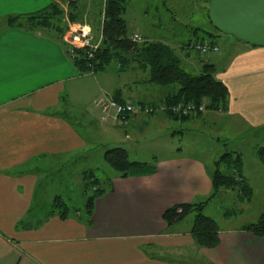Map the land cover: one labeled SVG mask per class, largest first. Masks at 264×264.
<instances>
[{
  "label": "crops",
  "instance_id": "crops-1",
  "mask_svg": "<svg viewBox=\"0 0 264 264\" xmlns=\"http://www.w3.org/2000/svg\"><path fill=\"white\" fill-rule=\"evenodd\" d=\"M65 1L0 0V264H264V239L241 230L251 222L220 227V245L214 249L196 246L191 225L184 226L186 219L168 228L166 210L202 202L212 193L209 168L197 157L160 158L157 172L150 176L113 175L112 191L95 202L91 226L82 211L66 220L52 214L54 198L50 210L42 212L45 180H61L59 169L92 151L91 135L79 127H91L98 136L118 143L112 129L130 139L141 131L135 127L137 121L147 126L173 119L159 113L139 116L126 129L106 126L94 107L100 95L113 96L131 86L122 94L125 100L158 103L166 91L151 85L100 82L123 74L82 75L56 32L6 25L8 16L34 14L52 2L64 6ZM89 3L87 12L92 15L94 0ZM221 44L229 59L224 54L218 60L217 55L211 58L220 67L217 78L229 89L228 111H206L190 121L203 120L218 136L229 139L236 137L239 127L264 130V47L231 36L222 38ZM186 62L196 71L202 65L195 54ZM89 79L97 83L96 91L87 87ZM89 104L97 113L87 109ZM77 111L83 125L73 120ZM92 113L99 126L93 124ZM149 245L156 246L158 253L147 249ZM190 248L195 251L186 255L184 250ZM165 252L186 259H170Z\"/></svg>",
  "mask_w": 264,
  "mask_h": 264
},
{
  "label": "trees",
  "instance_id": "trees-1",
  "mask_svg": "<svg viewBox=\"0 0 264 264\" xmlns=\"http://www.w3.org/2000/svg\"><path fill=\"white\" fill-rule=\"evenodd\" d=\"M128 1L104 0L103 9L100 12L102 21L99 34L96 35L94 32L97 36L96 38L98 40L101 39L99 48L91 59L86 57V51L84 50H78L76 55L71 58L80 74H108L111 72L110 69H114L116 74H123L130 70H138L143 72L146 78L140 84L144 86L145 83L146 87L150 85L157 86L166 91L163 100L158 103H147L143 99L130 98L125 100L122 94L124 91L129 92L131 86L119 89L111 96L113 99L119 103L131 101L135 104L153 107L164 102L168 105L181 104L185 106L193 104L197 107L202 105L205 107L204 112H197L187 116L160 113L170 116L174 120L188 122L193 117H198L206 111H228L230 93L228 87L217 78L220 67L212 60L205 61L203 58L205 56L196 50L198 44L208 42L211 45L218 46L221 50L220 54H224L221 39L225 36L230 37L218 31L211 24L208 14L209 0H198L204 5L202 10L206 12L210 24L209 28L204 26L191 27V35L188 40L180 42L177 47L162 41L143 38L141 35L142 41H135L133 39L134 35L129 33L128 24L125 19ZM69 16L71 21L77 20L72 14ZM6 25L7 27L23 28L29 31L38 28L51 30L56 32L61 39H63L68 29L64 10L55 2H52L46 9L34 14L8 16L6 18ZM191 54L199 57L202 63L199 71L192 69L186 62ZM227 54L226 52L225 57H227ZM218 56L217 54L216 57ZM144 91L147 92L148 90L144 89ZM115 127L119 129L128 128ZM255 154L258 160L264 164V145L259 146ZM103 159L116 171L115 174L123 179L150 176L157 172L158 159L153 158L151 161L146 162L133 161L129 158L127 150L123 147L106 148ZM242 164L243 159L241 154H238L234 158L233 154L226 153L217 160L215 162V170H209L213 186L212 193L202 202L180 204L166 210L163 218L168 228L170 229L177 223L184 221L187 217L192 216L193 219L189 233L196 246L207 249L218 247L220 245V226L216 219L206 213V210L221 190H237L243 199L246 197L250 199V196L253 195V189L243 177ZM81 180H83L82 188L86 195L85 211L82 212L86 217L85 221L87 225L91 226L95 202L100 196L108 191H112L113 179L112 177H107L106 181L103 182L104 185H100V179L96 177L95 171L91 169L83 172ZM91 190L92 193L90 194ZM37 205L38 203H35L33 209L36 210ZM179 209H181V212H178ZM80 212V209L71 207L59 195L55 196L52 201L51 213L56 214L62 220H66ZM241 230L264 239V211L256 221L242 226ZM206 264L210 263L206 262Z\"/></svg>",
  "mask_w": 264,
  "mask_h": 264
},
{
  "label": "rangeland",
  "instance_id": "rangeland-1",
  "mask_svg": "<svg viewBox=\"0 0 264 264\" xmlns=\"http://www.w3.org/2000/svg\"><path fill=\"white\" fill-rule=\"evenodd\" d=\"M89 1L67 0L64 2V6L60 5L64 10L68 29L87 25L96 35L99 34L102 21L100 12L103 9L104 0H94L92 15L87 12L88 6L91 5ZM203 6L202 2L200 3L198 0H175V2L174 0H129L125 19L130 34H139L143 38L162 41L177 47L180 42L188 40L191 35V27L204 26L209 28L210 24L205 10H202ZM70 14L77 20L71 21ZM211 57L205 56L203 58L205 61H209L212 60ZM222 57L223 53L219 55V58ZM227 59H229V54H227ZM110 71L108 74L116 75L114 69H110ZM135 71L123 73L122 77L117 78L115 76L116 79H102L100 82L108 81L114 85L125 83L141 86L140 83L146 79L145 74L138 70ZM103 85L106 84L103 83ZM87 87L92 88L93 91L98 88L97 83L92 79L88 80ZM86 107L89 111L96 109L91 104ZM92 114L93 124L99 126L95 113ZM73 120L83 125L80 112L73 113ZM104 124L107 126L109 123ZM142 124V121H137L135 127H141V131L138 129L135 134L132 133L130 139H126V135L121 130L112 129L119 136L116 138L119 140L118 143L111 142L107 136H98L91 127H79L83 134L91 135L89 139L92 141V151L89 150L90 152L81 154L80 159L71 161L63 170L56 171L60 174L61 180H45L42 212L50 210L51 200L58 195L63 197L71 207L84 212L86 195L82 188L83 180L81 177L83 172L93 169L96 177L100 179V185H104L103 182L106 181V178L113 177L116 171L103 159V153L106 148L117 146L125 148L129 158L133 161H151L153 158L160 159L171 155L192 156L205 161L211 171L215 170V162L224 154L231 153L234 158L241 154L243 159L242 174L248 184L253 187V195L250 196V199H247L248 197L243 199L237 190H221L216 199L209 204L206 213L216 219L222 229L258 219L264 209V164L258 160L255 151L259 146L264 145V130L248 131L239 127L236 137L229 139V136H218L215 129L213 130L209 124L198 119L188 122L173 119L165 120L163 125L150 123L143 126ZM192 219V216L187 217L184 226L191 225ZM155 247L149 245L147 249L157 252ZM159 250L161 249L158 248ZM191 251L194 252L195 249L184 250V253L187 255ZM165 254L170 259H186L184 256H178L175 253L165 252Z\"/></svg>",
  "mask_w": 264,
  "mask_h": 264
},
{
  "label": "built area",
  "instance_id": "built-area-1",
  "mask_svg": "<svg viewBox=\"0 0 264 264\" xmlns=\"http://www.w3.org/2000/svg\"><path fill=\"white\" fill-rule=\"evenodd\" d=\"M93 30L87 25H79L67 29L63 36L66 44L68 55L73 58L78 50L86 51L88 59L93 58L94 53L99 48L101 39H97ZM135 41L141 42L142 38L139 34L133 36ZM196 50L204 56H215L220 54L221 50L218 46L209 44L208 42L198 44ZM92 73V72H91ZM94 107L99 113V120L102 123H109L118 127H128L137 117L153 115L158 113H172L175 115L187 116L197 112H204V105L197 107L193 104L188 105H168L165 102L157 106L135 104L131 101L119 103L107 94L100 95L94 102ZM178 212H181L179 209Z\"/></svg>",
  "mask_w": 264,
  "mask_h": 264
},
{
  "label": "water",
  "instance_id": "water-1",
  "mask_svg": "<svg viewBox=\"0 0 264 264\" xmlns=\"http://www.w3.org/2000/svg\"><path fill=\"white\" fill-rule=\"evenodd\" d=\"M208 14L221 33L264 47V0H209Z\"/></svg>",
  "mask_w": 264,
  "mask_h": 264
}]
</instances>
